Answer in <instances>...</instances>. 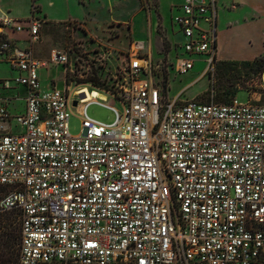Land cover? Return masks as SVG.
Listing matches in <instances>:
<instances>
[{"label": "built area", "instance_id": "obj_1", "mask_svg": "<svg viewBox=\"0 0 264 264\" xmlns=\"http://www.w3.org/2000/svg\"><path fill=\"white\" fill-rule=\"evenodd\" d=\"M217 2L182 0L172 17L183 39L175 75L202 61L200 75L213 72ZM42 26L0 19L28 43L0 37V62L25 89L22 114L10 115L0 97V214L18 217V263L264 264V104L165 100L159 66L134 40L107 91L122 112L109 106L111 124L90 119L75 91L82 121L71 136L66 82L44 89L38 78L68 62L55 49L34 57Z\"/></svg>", "mask_w": 264, "mask_h": 264}, {"label": "rangeland", "instance_id": "obj_2", "mask_svg": "<svg viewBox=\"0 0 264 264\" xmlns=\"http://www.w3.org/2000/svg\"><path fill=\"white\" fill-rule=\"evenodd\" d=\"M0 19L4 16L13 17L21 22L31 17L40 18L45 25L42 31L43 55L39 60H45L47 51L55 49L63 51L68 62L64 68L58 65H50L40 73L42 88L56 82L58 89H64V81L69 88L67 112L69 116L67 130L71 136L80 133V105L73 107L75 95L91 97L86 104V114L95 121L111 124L115 116L109 106L122 112L123 104L116 102L107 91L115 92L116 84L122 79L118 73L124 66L126 55L133 37L141 35L145 39V48L153 66H159L155 70L154 81L162 90L165 100L177 99L178 102H232L239 104L249 101H258L264 104V84L262 74L255 73L253 63L256 59L264 61V36L262 38V51L250 59L225 58L218 60L214 70L209 75L201 76L200 72L205 63L196 62L193 71L178 76L171 70V62L174 58L173 48L175 43L182 45V37L176 33L175 37L168 21L169 3L167 0H1ZM0 1V2H1ZM250 4L264 8V0H247ZM177 2V0H168ZM166 6V8H165ZM236 4L225 5L230 11ZM221 7L218 6V23L220 21ZM56 19H64L59 22H46V14ZM68 16V17H67ZM70 16V17H69ZM39 19V20H40ZM255 19L254 17L252 18ZM40 20V21H41ZM257 31L252 37L249 53H255L258 49L259 37ZM220 29H217V43L220 45ZM241 37H231L226 45L237 50L243 47ZM36 50H40L37 47ZM234 51L231 53L233 54ZM182 52V49H178ZM243 51H240L241 53ZM257 54V53H256ZM252 56V55H251ZM45 57V58H44ZM221 57L217 53V59ZM66 75H63V70ZM16 73L8 63L0 62V79H11ZM86 82L85 87L71 86L74 82ZM11 88L18 87L13 81ZM93 84V85H91ZM100 86L102 89L94 86ZM93 90V91H91ZM107 90V91H106ZM12 89H4L0 84V94L5 98H11ZM77 98V97H76ZM11 103V101L9 102ZM8 103V104H9ZM15 218L14 227L18 228L16 213L0 214V220L5 217ZM6 257L5 230L0 224V264H4Z\"/></svg>", "mask_w": 264, "mask_h": 264}, {"label": "crops", "instance_id": "obj_3", "mask_svg": "<svg viewBox=\"0 0 264 264\" xmlns=\"http://www.w3.org/2000/svg\"><path fill=\"white\" fill-rule=\"evenodd\" d=\"M1 1V0H0ZM182 0H177V2H166L169 3V16H168V21L171 23V30L173 32V36L175 37V34L178 33L180 36L181 34L179 33V30L177 27L174 25L172 22V17L178 13V7L181 4ZM236 4L235 9L233 10H226L225 5L231 4V3ZM2 1L0 2V4ZM218 6L221 7L220 11V21L218 23ZM166 8V6H165ZM47 18L46 22H59L64 19H56L53 16H49L47 13H45ZM10 17V16H7ZM68 17V16H67ZM70 17V16H69ZM255 18L254 20L252 18ZM13 18V17H10ZM15 19V18H13ZM40 19V18H37ZM41 20V19H40ZM43 20V19H42ZM41 20V21H42ZM43 26L40 31V40L36 44L32 46V51L34 54V57L39 59L40 54L43 55V48L40 46L42 44V31L45 25V21L43 22ZM217 29H220L219 33V38H220V45L218 46L217 43ZM257 31L259 37L258 41L259 46L258 49L256 50L255 53H249L247 48H251L250 46L252 45V37L254 36V33L256 34ZM241 37L244 41L243 47L239 48L236 51L234 49L229 47L226 50V45H228V40L231 37ZM264 36V8L260 6H256L254 4H250L247 0H218L217 2V16H216V60H224L225 58H242V59H250L254 58L257 56L261 51H262V38ZM0 37L4 39H8L11 42L15 43L17 47L21 49H26L28 47V43L26 41L27 35L26 33H15L13 32L10 28L7 27H0ZM133 40L135 41H145L144 37L141 35H138L137 37H133ZM37 47H40V50H36ZM177 44L175 43L174 48H173V53H174V58L179 55L180 53L177 51ZM49 49L47 51V57L49 55ZM218 51L221 54V57L217 59V53ZM234 51L232 54L231 52ZM240 51H243L239 53ZM145 55L152 61V59L149 56V53L147 51V46L145 48ZM257 53V54H256ZM252 55V56H251ZM47 57L45 59H47ZM44 69H40L38 72V78L41 84L40 80V73ZM46 70V69H45ZM14 73H16L14 71ZM264 74V73H263ZM17 76V73H16ZM15 76V77H16ZM15 77L11 79H5L1 78L0 83L3 81H12ZM263 79V75H262ZM261 79V80H262ZM42 87V86H41ZM51 87H56V82L55 81H50V84L45 86L44 89L51 88ZM262 87L264 88V84L262 81ZM3 88V87H2ZM57 88V87H56ZM9 89L14 90L11 94V98H5L3 97V94H0V97L3 99H6L7 102L5 103L6 109L8 113L12 116L22 114L25 110V104L23 101V97L25 95V89L23 87H13L11 88V85H9ZM11 101V103H9ZM9 103V104H8ZM21 129L16 127L14 128L11 126L10 132L14 131H20Z\"/></svg>", "mask_w": 264, "mask_h": 264}, {"label": "trees", "instance_id": "obj_4", "mask_svg": "<svg viewBox=\"0 0 264 264\" xmlns=\"http://www.w3.org/2000/svg\"><path fill=\"white\" fill-rule=\"evenodd\" d=\"M253 66H255V73L263 75L264 73V61L263 60H261L260 58L256 59L253 63ZM75 85H77L78 87L79 86L85 87L87 83L83 81H78ZM94 86L98 87L99 89H102L100 86H97V85H94ZM205 103H208V102H205ZM215 103H218V102H215ZM229 103L230 102H222V104H229ZM14 222H15V218L13 216H8V217H5L3 220H0V224L3 225V228L5 230L6 257L4 260V264H19L18 263L19 231L16 232V226L15 227L13 226Z\"/></svg>", "mask_w": 264, "mask_h": 264}, {"label": "bare ground", "instance_id": "obj_5", "mask_svg": "<svg viewBox=\"0 0 264 264\" xmlns=\"http://www.w3.org/2000/svg\"><path fill=\"white\" fill-rule=\"evenodd\" d=\"M91 97H84V101L83 102H88V101H90L91 99H90Z\"/></svg>", "mask_w": 264, "mask_h": 264}, {"label": "water", "instance_id": "obj_6", "mask_svg": "<svg viewBox=\"0 0 264 264\" xmlns=\"http://www.w3.org/2000/svg\"><path fill=\"white\" fill-rule=\"evenodd\" d=\"M80 97H83V95L82 94H80ZM76 103H74V105H75Z\"/></svg>", "mask_w": 264, "mask_h": 264}]
</instances>
